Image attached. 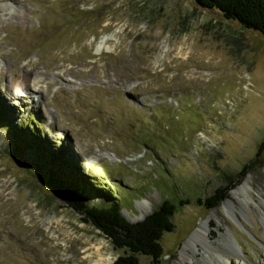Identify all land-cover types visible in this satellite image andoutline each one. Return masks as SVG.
Here are the masks:
<instances>
[{"label":"rangeland","instance_id":"rangeland-1","mask_svg":"<svg viewBox=\"0 0 264 264\" xmlns=\"http://www.w3.org/2000/svg\"><path fill=\"white\" fill-rule=\"evenodd\" d=\"M0 111L27 140L11 152L0 125V264H92L97 244L111 263L123 254L47 193L43 149L133 223L189 200L160 264H264L261 34L190 0H0Z\"/></svg>","mask_w":264,"mask_h":264},{"label":"trees","instance_id":"trees-1","mask_svg":"<svg viewBox=\"0 0 264 264\" xmlns=\"http://www.w3.org/2000/svg\"><path fill=\"white\" fill-rule=\"evenodd\" d=\"M190 1L201 9L217 12L226 21L236 22L241 29L257 32L264 37V0ZM7 113L0 111V125L3 124L4 130L12 134L10 151L16 153L18 149L24 148L27 140L22 136V129L21 131L13 129L11 125L13 121H8ZM23 123L27 130L33 129L34 133H38L39 122ZM263 150L264 141L258 146L255 157L258 158ZM36 156L38 162L41 161L42 164L38 179L40 178L42 184L46 186L47 193L59 197L68 209L81 216L84 224L99 231L109 241L114 251L123 253L117 256L113 264H139V256L149 258L150 264H160L163 254L160 242L165 234L174 231L175 225L171 219L179 208L190 203L189 200H179L177 203L164 200L142 221L131 223L122 215L120 202L112 198L109 192L100 199L95 184L90 182L92 181L90 178L80 174L71 160L46 149L38 151ZM255 161L243 166L244 174L237 181L245 177L246 170ZM230 189L231 185L218 188L213 195L202 202L197 199L196 203L213 209L225 199ZM98 198L101 203L90 202Z\"/></svg>","mask_w":264,"mask_h":264},{"label":"bare ground","instance_id":"bare-ground-1","mask_svg":"<svg viewBox=\"0 0 264 264\" xmlns=\"http://www.w3.org/2000/svg\"><path fill=\"white\" fill-rule=\"evenodd\" d=\"M147 211H144L142 218L149 213V210L151 209V204H149V207L147 208ZM198 231V230H196ZM101 245H91L88 249H85L84 252H86V258L91 260L94 256L95 260H93L92 264H111V261L104 258L102 252H101ZM90 251V252H89ZM88 252V253H87ZM85 254V253H84ZM90 262V263H91Z\"/></svg>","mask_w":264,"mask_h":264},{"label":"water","instance_id":"water-1","mask_svg":"<svg viewBox=\"0 0 264 264\" xmlns=\"http://www.w3.org/2000/svg\"><path fill=\"white\" fill-rule=\"evenodd\" d=\"M127 220V219H126ZM129 221V220H128ZM129 222H131V221H129ZM131 223H133V222H131ZM111 264H113V262L111 263Z\"/></svg>","mask_w":264,"mask_h":264}]
</instances>
